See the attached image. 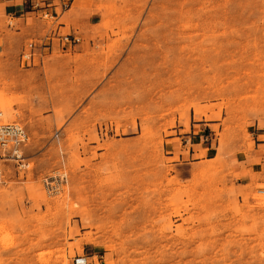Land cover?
<instances>
[{
    "label": "rangeland",
    "instance_id": "1",
    "mask_svg": "<svg viewBox=\"0 0 264 264\" xmlns=\"http://www.w3.org/2000/svg\"><path fill=\"white\" fill-rule=\"evenodd\" d=\"M83 3L72 49L0 65V122L29 136L0 264H264V0Z\"/></svg>",
    "mask_w": 264,
    "mask_h": 264
},
{
    "label": "crops",
    "instance_id": "2",
    "mask_svg": "<svg viewBox=\"0 0 264 264\" xmlns=\"http://www.w3.org/2000/svg\"><path fill=\"white\" fill-rule=\"evenodd\" d=\"M77 1V2H76ZM84 0H5V7L11 8V11H5V19L9 20L10 30L15 32L14 34H4L2 35V48H7L11 40H14L13 44L15 46V51H13L14 58H4L2 59V72L7 76L8 79H17V73L20 72L21 67L19 65L18 56L22 52V47L27 40H39L48 44L49 47L45 48L44 51H49L52 56L53 53L61 54L64 51L63 44L60 41V36L63 34H69L76 31L78 22H84L88 19V12L83 7ZM76 3V5H74ZM66 5V9L63 8ZM49 13V15L54 20L52 24H48L42 19L29 22L30 19H38L40 13ZM35 15V16H34ZM6 20V21H7ZM86 22V21H85ZM8 49V48H7ZM3 50V49H2ZM4 52L0 51V53ZM65 52V51H64ZM17 57V59H15ZM4 68V69H3ZM7 68V69H6ZM30 70L24 69L23 72ZM20 87L14 88V92L20 93ZM10 90H13L10 88ZM204 124H193L192 125V136L191 139L200 138V140H206L205 133L202 132L200 127ZM198 126L199 130L197 134H194V127ZM201 144V141H199ZM200 147L205 151L204 156L207 155L209 147L200 145ZM264 154V153H262ZM260 163H252L249 166H245L242 178L250 182L261 183L257 178V174L261 173Z\"/></svg>",
    "mask_w": 264,
    "mask_h": 264
},
{
    "label": "built area",
    "instance_id": "3",
    "mask_svg": "<svg viewBox=\"0 0 264 264\" xmlns=\"http://www.w3.org/2000/svg\"><path fill=\"white\" fill-rule=\"evenodd\" d=\"M66 7V5H63L64 9ZM46 17L52 18L49 13L45 12L43 18ZM60 41L64 50H70L80 41V38L73 34H63L60 36ZM48 47L49 45L43 42H40L38 47L34 42H29L21 52L22 65L33 64L35 59L47 54L44 49ZM28 141L29 136L19 122H0V184L4 182V166L6 163H15L19 168L25 166L22 151Z\"/></svg>",
    "mask_w": 264,
    "mask_h": 264
}]
</instances>
